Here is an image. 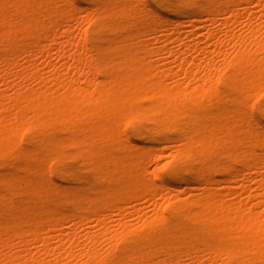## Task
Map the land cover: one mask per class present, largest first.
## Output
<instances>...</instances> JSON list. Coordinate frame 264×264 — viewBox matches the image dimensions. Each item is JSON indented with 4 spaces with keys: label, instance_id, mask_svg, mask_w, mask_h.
<instances>
[{
    "label": "bare ground",
    "instance_id": "bare-ground-1",
    "mask_svg": "<svg viewBox=\"0 0 264 264\" xmlns=\"http://www.w3.org/2000/svg\"><path fill=\"white\" fill-rule=\"evenodd\" d=\"M0 264H264V0H0Z\"/></svg>",
    "mask_w": 264,
    "mask_h": 264
},
{
    "label": "rangeland",
    "instance_id": "rangeland-1",
    "mask_svg": "<svg viewBox=\"0 0 264 264\" xmlns=\"http://www.w3.org/2000/svg\"><path fill=\"white\" fill-rule=\"evenodd\" d=\"M260 19V11L257 10V12L254 13V17H252V22L255 24L257 21H259ZM248 20L246 19V22ZM167 26H170V24H168ZM211 27V26H209ZM208 27V28H209ZM255 27V25H254ZM186 30H191L192 28L188 27V28H184ZM196 40V37L195 38H192V40H190V42L193 44ZM78 53H83V54H86L84 52H81L80 49H76ZM168 61H160L159 62V65H163V64H166ZM202 72V71H201ZM128 145H130V143H128ZM107 146L110 150H115L117 148L116 145H113L112 142H109L107 143ZM181 148V145L180 143H178L175 147L170 145V144H162L160 145L159 149L161 151V157L159 159L158 162H152L149 164V167L147 169V172H146V175L149 179H151L152 181H154V172L156 169L160 168V167H163L165 165H167L170 160L172 159L173 155L176 154V152ZM239 178L241 179L242 178V173L239 174ZM156 184H158V182H155ZM154 184L153 186H151L150 188L147 189L146 191V196L145 198L143 199V201H141L140 203V208L143 210V213H146V212H151L152 211V205L154 203V201L152 200V198L154 197V195L156 194L157 195V201L162 203V204H166L168 203L169 201H173L175 200L176 196L178 195H181L182 197L184 198H189V194H188V191L187 190H183L186 186L184 184H179L177 185V189H182L181 192H174L173 190H163V191H159V192H156L155 191V185ZM234 186H237L238 184L237 183H234L233 184ZM171 188H175L173 186H171ZM95 201H91L89 203H93ZM126 212H130V211H133L134 210V207L133 206H130V205H126ZM116 219V218H115ZM90 227H93L95 230H99L101 228L100 225L98 224H95V225H89V224H86L84 226L85 229H88ZM157 254H161L160 252H157Z\"/></svg>",
    "mask_w": 264,
    "mask_h": 264
}]
</instances>
